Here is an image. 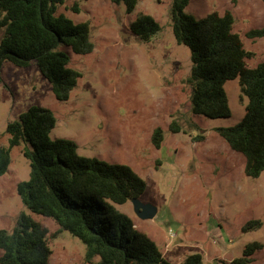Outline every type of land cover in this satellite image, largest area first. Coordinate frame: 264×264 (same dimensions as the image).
Instances as JSON below:
<instances>
[{
  "label": "rangeland",
  "instance_id": "obj_1",
  "mask_svg": "<svg viewBox=\"0 0 264 264\" xmlns=\"http://www.w3.org/2000/svg\"><path fill=\"white\" fill-rule=\"evenodd\" d=\"M170 4L171 0H138L131 12L124 3L110 0L58 4L57 13L89 23L93 48L77 54L62 43L57 46L69 54V66L81 73L64 101L53 96L34 62L26 67L3 62L0 145L8 144V121L31 105L47 107L56 120L49 134L52 139H71L78 154L126 164L144 179L146 187L139 199L157 208L153 218H140L130 200L113 205L155 241L169 262L200 253L205 264H224L256 240L263 247L252 255L253 264H264V171L256 178L246 176L244 156L216 132L217 127L233 126L242 119L247 97L241 95L237 78L226 80L229 116L192 113L187 82L190 50L175 41ZM225 9L233 14V31L243 47L253 53L247 65L255 66L264 58V36L246 34L264 27V0H190L185 11L203 17ZM140 13L151 15L161 26L149 41L139 40L130 29ZM172 120L180 124V132L170 131ZM157 127L163 131L159 148L151 141ZM10 156L8 170L0 175V229L11 230L24 211L54 233L55 220L26 208L17 193V183L30 171L21 146L12 147ZM249 220H260L261 226L243 230ZM50 246L49 264H89L83 243L66 230L50 238Z\"/></svg>",
  "mask_w": 264,
  "mask_h": 264
},
{
  "label": "trees",
  "instance_id": "obj_2",
  "mask_svg": "<svg viewBox=\"0 0 264 264\" xmlns=\"http://www.w3.org/2000/svg\"><path fill=\"white\" fill-rule=\"evenodd\" d=\"M124 3L131 12L138 0H110ZM190 0H171L169 17L177 44L190 50V105L194 114L208 118L230 115L224 89L226 80L238 79L242 96L247 97L245 113L233 126L217 127L216 132L228 146L244 156V173L250 178L264 171V58L250 67L238 33L233 31L234 17L229 9L211 11L203 17L186 12ZM63 0H0V69L4 61L17 66L34 62L50 83L53 96L64 101L77 84L81 73L69 66V54L58 50L62 43L74 53L92 50L89 23L74 22L57 5ZM73 10L78 11L76 4ZM141 41H149L161 26L149 14L140 13L130 23ZM248 37L264 36V27L247 32ZM53 112L31 105L17 119L8 121L7 145H0V175L11 162L10 151L21 146L30 171L17 183L22 204L37 214L51 217L57 231L48 229L21 211L11 230L0 229V264H49L50 238L66 230L84 245L89 264H173L165 259L153 239L134 226L132 219L113 204L139 197L146 182L130 166L109 163L78 154L76 143L68 138L50 137L55 126ZM169 129L181 131L172 120ZM152 144L163 141L160 127L154 129ZM261 226L249 220L243 230ZM259 241L246 243L242 255L224 264H253L252 255L260 250ZM175 264H205L200 253L188 254Z\"/></svg>",
  "mask_w": 264,
  "mask_h": 264
},
{
  "label": "water",
  "instance_id": "obj_3",
  "mask_svg": "<svg viewBox=\"0 0 264 264\" xmlns=\"http://www.w3.org/2000/svg\"><path fill=\"white\" fill-rule=\"evenodd\" d=\"M133 204L135 213L142 219H151L155 216L157 208L150 203H143L139 197L130 200Z\"/></svg>",
  "mask_w": 264,
  "mask_h": 264
}]
</instances>
